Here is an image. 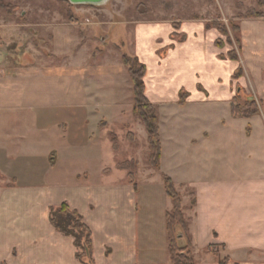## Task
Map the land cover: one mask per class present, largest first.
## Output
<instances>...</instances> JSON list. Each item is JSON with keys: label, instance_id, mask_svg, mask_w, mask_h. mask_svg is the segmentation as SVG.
Wrapping results in <instances>:
<instances>
[{"label": "crops", "instance_id": "crops-1", "mask_svg": "<svg viewBox=\"0 0 264 264\" xmlns=\"http://www.w3.org/2000/svg\"><path fill=\"white\" fill-rule=\"evenodd\" d=\"M49 12L0 7V264H83L74 237L50 220L51 210L63 203L78 211L92 231V264H174L166 224L173 201L163 175L186 198L188 232L179 234V241L189 244L196 264H264V18L239 20V60L227 56L231 45L216 44L221 32L203 20L136 25L135 56L147 67L145 95L159 116L157 171L172 202L166 201L161 215L148 216L138 182L136 188L121 162L111 168L108 160L120 150V145L114 148V121L122 122L128 137L136 134L132 128L137 124L124 118L140 120L134 103L123 106L117 94L119 86L133 91L129 72L110 58L89 68L84 65L94 57L50 54L44 46L63 33L58 24L48 25ZM175 33L186 38L175 40ZM240 67L244 73L236 78ZM99 74L109 82L105 91L96 89ZM87 76L93 90L86 86ZM51 83L67 90V105H77L79 116L45 122ZM182 91L187 93L184 104ZM239 92L260 103L259 114L233 115ZM66 117L74 128L92 133L70 140ZM51 128L64 133L59 149L48 148ZM96 133L105 141L103 148L91 146L99 140ZM83 147L91 149L89 156ZM78 157L96 160L100 179L90 178L87 166L69 171L68 161ZM115 170L125 171V177L114 178Z\"/></svg>", "mask_w": 264, "mask_h": 264}, {"label": "rangeland", "instance_id": "rangeland-1", "mask_svg": "<svg viewBox=\"0 0 264 264\" xmlns=\"http://www.w3.org/2000/svg\"><path fill=\"white\" fill-rule=\"evenodd\" d=\"M2 4L11 6L9 9L27 6L36 9L38 7H43L50 10L47 15L48 25L54 26L58 24L61 33H63V35L58 37L57 41L52 40L51 43H47L48 47L44 46V49L49 51L50 54L53 55L58 53L60 55H65L70 51L73 52V54H78L76 56L77 58L80 57V55L89 58L94 57L88 60L84 65L85 67L89 66V68L90 66L96 67L101 64H108V60L110 61V59L113 61V64L119 61L123 63V66L125 65V70L127 69L129 75V66L124 62V57L130 58V62L137 68L140 63V60L137 61L134 52L135 29L138 23L171 22L175 26H179L183 21L203 20L208 27L214 22H220L226 26L228 31L227 35L222 34L221 39L224 41L225 45H231L232 49L239 54V44L237 42L239 32L234 30V26L239 25V20L244 18H264V16H248L252 9L264 13V8L258 7L255 0H108V2L102 5H77L67 2V0H0V7H2ZM209 27L211 28V26ZM79 31L81 32L82 38L80 39V43L77 44L79 42L77 38V36H79ZM174 36L173 38L175 40L182 41L184 35H177L175 33ZM95 79L98 85L96 89L105 91L109 83L106 82L105 77L99 74ZM88 80H90V77L87 76L86 86L93 90V86L89 84ZM131 81L132 77L130 75V83L133 82ZM122 84L124 83L121 82V85ZM254 88L255 93L258 94L259 89L257 84ZM48 92L50 100L48 103L49 106L43 111H45V113L50 111L51 113L49 116L46 115L47 121L45 122L51 124L62 122L66 114H68V118L71 115L79 116V111L76 109L77 105H72V108L67 105L69 102L66 101L68 95L67 90L60 89L59 86L51 83ZM132 92V89L125 86L118 87L117 94H120L123 106L130 105L132 107L134 103V94H132ZM127 97H130V99L128 100ZM57 100L58 103L52 105ZM262 100L264 109V97ZM65 119L67 121V117ZM130 121H133V123L136 122L137 124L132 128L137 134L136 136V134L133 133L136 137V141L134 142L129 140L127 134L125 136L123 135L126 131L121 129L122 122H119V119L113 123V126L116 128L115 132L119 138L118 148L120 145V150L117 153L111 152V156H108V160H110L109 166L112 168L113 164L116 162L138 158L140 167L136 180L139 187L142 188V195L145 199L146 206L143 208L144 214L148 216H159V214L161 215L162 209L166 206V201L168 200L170 204L172 202L165 193L163 179L159 171L150 164V148L147 138L148 134L144 128L145 126L140 120L134 117L131 118V116H128L124 118L125 123ZM67 122H69V124L66 137H69L72 141L86 138L87 131L92 133L89 129L84 128V134L80 126L74 128L71 121ZM141 129L143 132H141ZM62 134L64 133H62L60 129L54 130L51 128L50 141L48 144L50 150L59 149L63 146ZM98 134L99 133H96L97 137ZM99 140L97 143L91 145L92 147L95 145L94 149L100 146L103 148L105 141L100 140L99 143ZM128 140L131 143H129ZM71 150L73 153L77 152L75 149ZM90 150L91 149L87 147H83L81 152L89 156ZM78 158L79 160L73 158L68 161L69 171L73 168L87 166L90 168V178L93 180L100 179L101 174L97 170L96 160H87L85 162V160H82V157ZM63 174V178L65 179L70 176L68 172ZM121 175L125 177L126 172L115 170L113 177L117 178ZM182 194H180V197L184 212L183 202L186 201V198H184ZM188 199L189 207L193 209V196L189 194Z\"/></svg>", "mask_w": 264, "mask_h": 264}, {"label": "trees", "instance_id": "trees-1", "mask_svg": "<svg viewBox=\"0 0 264 264\" xmlns=\"http://www.w3.org/2000/svg\"><path fill=\"white\" fill-rule=\"evenodd\" d=\"M258 7L264 8V0H255ZM67 2H69L67 0ZM5 9H9V5H1ZM250 17H263L264 13L252 9L248 14ZM211 27H216L221 34L227 35L228 31L225 25L220 22H214ZM208 26V27H209ZM234 30L239 32L237 42L239 50L241 49V36L240 25L234 26ZM186 36H183L184 40ZM216 44L223 47L224 41L219 38ZM229 58L239 60V54L233 49L228 52ZM137 61L139 60L136 57ZM124 62L129 66L130 75L133 81L134 93V114L143 122L148 133V141L150 145L149 161L152 167L158 169L161 159V135L160 123L156 106L145 95V82L144 77L147 72L146 65L139 63L138 68L130 62V58L124 57ZM243 75L242 67L237 70L235 77L239 78ZM187 93L181 92L180 104L185 103ZM232 113L236 117L250 118L260 113V103L255 99H250L244 96L243 92H239L232 101ZM130 140H134V134H128ZM114 148H118V138L113 135ZM139 162L137 160H126L120 163L122 169L128 170L129 181L137 188V168ZM165 190L173 201V208L166 213L167 232L169 237V250L171 259L174 264H196L189 244L181 245L179 234H187L188 223L184 216L183 206L179 191L177 190L171 177L163 175ZM51 223L55 228L69 236L74 237L75 245L78 249V257L82 260L83 264H92L93 255V241L92 231L85 223L83 216L76 210H72L67 203H63L58 208L52 209L50 212ZM220 264H223L221 261Z\"/></svg>", "mask_w": 264, "mask_h": 264}, {"label": "water", "instance_id": "water-1", "mask_svg": "<svg viewBox=\"0 0 264 264\" xmlns=\"http://www.w3.org/2000/svg\"><path fill=\"white\" fill-rule=\"evenodd\" d=\"M72 4L77 5H83V4H89V5H102L108 2V0H68Z\"/></svg>", "mask_w": 264, "mask_h": 264}]
</instances>
